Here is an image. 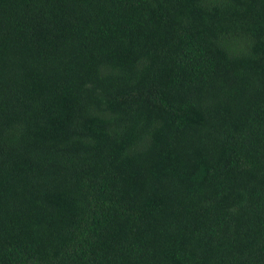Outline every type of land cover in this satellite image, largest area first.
I'll return each mask as SVG.
<instances>
[{
    "label": "trees",
    "instance_id": "16d2710c",
    "mask_svg": "<svg viewBox=\"0 0 264 264\" xmlns=\"http://www.w3.org/2000/svg\"><path fill=\"white\" fill-rule=\"evenodd\" d=\"M0 264H264V0H0Z\"/></svg>",
    "mask_w": 264,
    "mask_h": 264
}]
</instances>
